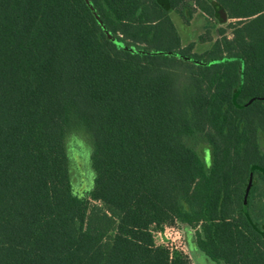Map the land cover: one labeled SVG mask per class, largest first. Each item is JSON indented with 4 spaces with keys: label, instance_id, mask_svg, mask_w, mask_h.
I'll use <instances>...</instances> for the list:
<instances>
[{
    "label": "trees",
    "instance_id": "obj_1",
    "mask_svg": "<svg viewBox=\"0 0 264 264\" xmlns=\"http://www.w3.org/2000/svg\"><path fill=\"white\" fill-rule=\"evenodd\" d=\"M170 11L217 36L183 45ZM173 226L214 264H264V0H0V264H193L156 242Z\"/></svg>",
    "mask_w": 264,
    "mask_h": 264
},
{
    "label": "rangeland",
    "instance_id": "obj_2",
    "mask_svg": "<svg viewBox=\"0 0 264 264\" xmlns=\"http://www.w3.org/2000/svg\"><path fill=\"white\" fill-rule=\"evenodd\" d=\"M169 14L180 35L182 44L186 45L193 42L195 51L201 52L210 45L211 41H203L200 39V35L204 33L206 29L209 28L212 39L217 36V28L219 25L214 23L212 18L200 11H196L188 21L183 20L176 11H170ZM66 146L69 156L72 188L77 194H84L91 187L94 174L90 165V139L80 128H72L66 135ZM196 149L203 159L204 166L209 168L211 163L209 146L201 143ZM173 227L174 229H165L159 234H156V242L169 243L176 247H182V249L189 254L193 264H214L208 259H206L207 263L201 262L199 255H196V251H192L194 249L193 246L190 244L188 247L187 245L188 243L184 236L187 233L175 226ZM190 250L193 253L190 252Z\"/></svg>",
    "mask_w": 264,
    "mask_h": 264
},
{
    "label": "water",
    "instance_id": "obj_3",
    "mask_svg": "<svg viewBox=\"0 0 264 264\" xmlns=\"http://www.w3.org/2000/svg\"><path fill=\"white\" fill-rule=\"evenodd\" d=\"M218 17L220 18V19H222V20H224L225 19V14H224V12L222 11V10H219V12H218ZM250 184H251V176H250V178H249V181H248V184H247V190L249 189V187H250ZM204 258H206V259H208L207 257H205L204 256ZM209 260V259H208Z\"/></svg>",
    "mask_w": 264,
    "mask_h": 264
},
{
    "label": "flooded vegetation",
    "instance_id": "obj_4",
    "mask_svg": "<svg viewBox=\"0 0 264 264\" xmlns=\"http://www.w3.org/2000/svg\"><path fill=\"white\" fill-rule=\"evenodd\" d=\"M199 258H200V261L203 262V263H207V260L206 258H204V255L203 254H199Z\"/></svg>",
    "mask_w": 264,
    "mask_h": 264
},
{
    "label": "built area",
    "instance_id": "obj_5",
    "mask_svg": "<svg viewBox=\"0 0 264 264\" xmlns=\"http://www.w3.org/2000/svg\"><path fill=\"white\" fill-rule=\"evenodd\" d=\"M166 229H174V227H168V228H166ZM179 248H181V249H182V247H179Z\"/></svg>",
    "mask_w": 264,
    "mask_h": 264
}]
</instances>
